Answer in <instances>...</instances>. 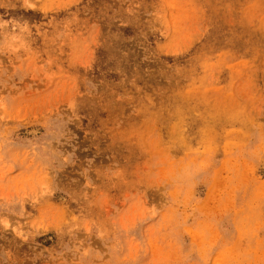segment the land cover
Here are the masks:
<instances>
[{
	"label": "rangeland",
	"instance_id": "obj_1",
	"mask_svg": "<svg viewBox=\"0 0 264 264\" xmlns=\"http://www.w3.org/2000/svg\"><path fill=\"white\" fill-rule=\"evenodd\" d=\"M0 264H264V0H0Z\"/></svg>",
	"mask_w": 264,
	"mask_h": 264
}]
</instances>
